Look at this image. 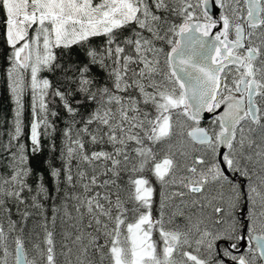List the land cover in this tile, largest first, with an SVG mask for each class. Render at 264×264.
Returning <instances> with one entry per match:
<instances>
[{
    "label": "snow or ice",
    "instance_id": "1",
    "mask_svg": "<svg viewBox=\"0 0 264 264\" xmlns=\"http://www.w3.org/2000/svg\"><path fill=\"white\" fill-rule=\"evenodd\" d=\"M0 27V264H264V0H0Z\"/></svg>",
    "mask_w": 264,
    "mask_h": 264
},
{
    "label": "trees",
    "instance_id": "2",
    "mask_svg": "<svg viewBox=\"0 0 264 264\" xmlns=\"http://www.w3.org/2000/svg\"><path fill=\"white\" fill-rule=\"evenodd\" d=\"M7 47L3 42V28L0 27V117L11 119L13 104L10 99V94L7 91L5 83V69L7 67L6 55ZM78 50L73 49V56L75 57ZM30 99H25V113H24V123H25V137L28 134L27 125L31 121V113L29 110ZM47 155L46 153L44 154ZM44 156L38 158V160L33 161L34 164H37L39 161H42Z\"/></svg>",
    "mask_w": 264,
    "mask_h": 264
},
{
    "label": "water",
    "instance_id": "3",
    "mask_svg": "<svg viewBox=\"0 0 264 264\" xmlns=\"http://www.w3.org/2000/svg\"><path fill=\"white\" fill-rule=\"evenodd\" d=\"M218 11V10H217ZM205 123H206V121H205Z\"/></svg>",
    "mask_w": 264,
    "mask_h": 264
},
{
    "label": "flooded vegetation",
    "instance_id": "4",
    "mask_svg": "<svg viewBox=\"0 0 264 264\" xmlns=\"http://www.w3.org/2000/svg\"><path fill=\"white\" fill-rule=\"evenodd\" d=\"M207 122V121H206Z\"/></svg>",
    "mask_w": 264,
    "mask_h": 264
}]
</instances>
